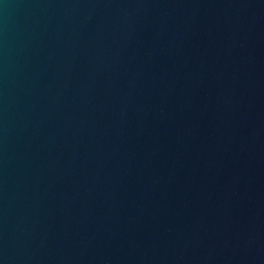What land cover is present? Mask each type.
<instances>
[{
    "label": "water",
    "instance_id": "obj_1",
    "mask_svg": "<svg viewBox=\"0 0 264 264\" xmlns=\"http://www.w3.org/2000/svg\"><path fill=\"white\" fill-rule=\"evenodd\" d=\"M0 264H264V0H0Z\"/></svg>",
    "mask_w": 264,
    "mask_h": 264
}]
</instances>
